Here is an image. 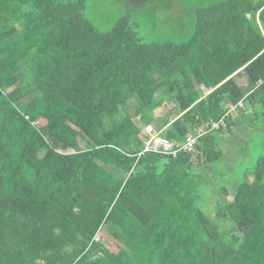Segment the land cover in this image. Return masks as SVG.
Listing matches in <instances>:
<instances>
[{"label": "trees", "instance_id": "obj_1", "mask_svg": "<svg viewBox=\"0 0 264 264\" xmlns=\"http://www.w3.org/2000/svg\"><path fill=\"white\" fill-rule=\"evenodd\" d=\"M85 9L0 0V264H264V155L203 206L236 117L264 118V0L197 9L185 43H145L129 16L102 33ZM167 100L173 151L144 152Z\"/></svg>", "mask_w": 264, "mask_h": 264}, {"label": "rangeland", "instance_id": "obj_2", "mask_svg": "<svg viewBox=\"0 0 264 264\" xmlns=\"http://www.w3.org/2000/svg\"><path fill=\"white\" fill-rule=\"evenodd\" d=\"M218 1L221 0H151L143 7H138L125 0H86L84 16L102 33L112 30L120 18L129 16L138 36L145 43H185L195 33L197 9ZM166 103L161 109L162 122L179 111L174 102L167 100ZM245 120L237 116L236 126L232 127V132H228L222 142L224 159L215 172L214 184L209 186L213 191L212 201L204 199L206 212L215 210L214 199L220 197L219 201L223 202L225 196L218 192L222 187L227 189V200L231 201L237 184L251 175L258 159L264 155V118L256 123ZM222 225L228 227L227 223ZM98 236L113 253L119 252L116 244L106 236L102 233Z\"/></svg>", "mask_w": 264, "mask_h": 264}, {"label": "built area", "instance_id": "obj_3", "mask_svg": "<svg viewBox=\"0 0 264 264\" xmlns=\"http://www.w3.org/2000/svg\"><path fill=\"white\" fill-rule=\"evenodd\" d=\"M241 105V104H240ZM235 110V107H232L231 111ZM224 121L221 122H211L209 124L202 125L199 128H195L186 138L184 147L189 152H194L196 143L198 139L206 135L208 132L213 129H219L221 125H224ZM146 136L147 140L145 141L144 152L153 151L156 153H170L173 151V143H170L166 139L160 136V133L157 132L152 125L146 126ZM143 153L139 154L142 155Z\"/></svg>", "mask_w": 264, "mask_h": 264}, {"label": "crops", "instance_id": "obj_4", "mask_svg": "<svg viewBox=\"0 0 264 264\" xmlns=\"http://www.w3.org/2000/svg\"><path fill=\"white\" fill-rule=\"evenodd\" d=\"M204 90H205V94L209 93L206 89H204ZM165 105H167V103ZM161 112L163 114V111H161V109L157 111V113L155 114V120H154V122L151 123V125L154 127V129L159 133H163V131H165V129L167 128L169 121L172 122L174 120V118H176L179 115V111H175L173 116L171 115L172 117L165 118V119L163 118L164 122H162V121H160Z\"/></svg>", "mask_w": 264, "mask_h": 264}]
</instances>
